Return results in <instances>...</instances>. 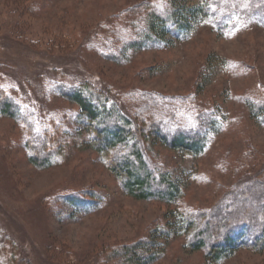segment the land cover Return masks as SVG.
Listing matches in <instances>:
<instances>
[{"label":"rangeland","instance_id":"obj_1","mask_svg":"<svg viewBox=\"0 0 264 264\" xmlns=\"http://www.w3.org/2000/svg\"><path fill=\"white\" fill-rule=\"evenodd\" d=\"M188 1L204 14L161 41L150 22L172 0H0V98L14 107L0 112V264H128L123 248L149 239L150 264H264L250 248L209 261L188 245L202 214L264 170V10ZM79 87L205 137L197 155L143 140L149 167L181 185L174 203L125 193L66 96ZM180 217L194 225L164 234Z\"/></svg>","mask_w":264,"mask_h":264},{"label":"trees","instance_id":"obj_2","mask_svg":"<svg viewBox=\"0 0 264 264\" xmlns=\"http://www.w3.org/2000/svg\"><path fill=\"white\" fill-rule=\"evenodd\" d=\"M264 10V0H252L251 4ZM258 10V9H257ZM204 14L202 4H189L188 0H172L169 17L154 16L150 28L156 40H166L170 29L187 32L192 22ZM171 26L170 29L167 25ZM167 28V29H166ZM67 98L78 105L81 123L87 132L88 144L108 156L107 166L119 180L128 195L136 199H155L174 203L182 193L179 181L168 173H156L145 158L143 140L158 139L171 149L193 155L201 154L205 137L198 132L163 129L162 121L150 123L144 118L132 120L116 105L108 103L107 95L76 88L67 93ZM13 105L8 99L0 98V112L12 115ZM264 121V116H262ZM48 153L35 160L44 165ZM206 221L195 225L189 241L193 250L205 249L206 259L218 261L233 255L240 248H250L264 253V170L237 183L221 201L206 212ZM167 217V215H166ZM164 234L185 232L193 221L180 217L178 222L167 219ZM162 234L155 231L154 236ZM152 239L124 247L128 264H150L158 256L148 249Z\"/></svg>","mask_w":264,"mask_h":264}]
</instances>
